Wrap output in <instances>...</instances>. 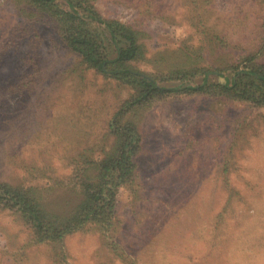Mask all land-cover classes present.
<instances>
[{
  "label": "rangeland",
  "instance_id": "374dc122",
  "mask_svg": "<svg viewBox=\"0 0 264 264\" xmlns=\"http://www.w3.org/2000/svg\"><path fill=\"white\" fill-rule=\"evenodd\" d=\"M92 1L140 32L142 71L264 63V0ZM132 92L83 63L29 0H0V181L66 196L54 182L78 153L113 147L110 121ZM126 119L142 144L136 181L117 194L113 237L92 226L37 243L0 207V264H264V106L171 93Z\"/></svg>",
  "mask_w": 264,
  "mask_h": 264
},
{
  "label": "trees",
  "instance_id": "16d2710c",
  "mask_svg": "<svg viewBox=\"0 0 264 264\" xmlns=\"http://www.w3.org/2000/svg\"><path fill=\"white\" fill-rule=\"evenodd\" d=\"M59 27L68 46L88 67L117 79L133 92L110 121L115 142L98 157L78 153L71 172L54 184L66 196L50 200L54 185L0 181V207L23 220L37 243H58L74 232L96 226L110 237L117 230V194L135 183V157L142 144L138 127L126 115L171 93H209L264 106V63L247 56L243 64L211 69L177 66L167 74L138 68L147 60L140 32L128 23L105 18L92 0H29ZM189 60L195 61L189 54ZM215 77V78H214ZM174 82L161 84L163 79ZM43 176H46L43 174ZM113 245L120 249L117 241ZM126 260L125 254L116 252Z\"/></svg>",
  "mask_w": 264,
  "mask_h": 264
}]
</instances>
